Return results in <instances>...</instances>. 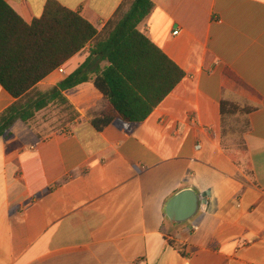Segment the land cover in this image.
Instances as JSON below:
<instances>
[{"label": "crops", "instance_id": "crops-1", "mask_svg": "<svg viewBox=\"0 0 264 264\" xmlns=\"http://www.w3.org/2000/svg\"><path fill=\"white\" fill-rule=\"evenodd\" d=\"M5 1L31 24L49 0ZM53 1L103 33L132 0ZM151 1L138 28L183 79L141 122L98 131L108 103L90 81L63 92L76 118L46 122L45 107L0 137V264H264V0ZM14 101L0 85V114ZM186 188L199 210L173 223Z\"/></svg>", "mask_w": 264, "mask_h": 264}, {"label": "trees", "instance_id": "trees-1", "mask_svg": "<svg viewBox=\"0 0 264 264\" xmlns=\"http://www.w3.org/2000/svg\"><path fill=\"white\" fill-rule=\"evenodd\" d=\"M153 9L151 0H132L128 12L102 33L79 12L53 0L31 24L0 0V85L15 99L0 114V137L17 121H31L50 103L73 111L63 92L90 81L108 103L92 120L98 131L116 118L145 120L185 75L138 28ZM87 45L90 54L73 73L46 93L35 91L40 81ZM94 62L107 65L92 68Z\"/></svg>", "mask_w": 264, "mask_h": 264}, {"label": "water", "instance_id": "water-1", "mask_svg": "<svg viewBox=\"0 0 264 264\" xmlns=\"http://www.w3.org/2000/svg\"><path fill=\"white\" fill-rule=\"evenodd\" d=\"M200 207L198 193L190 188L176 193L167 203L166 215L173 223H185L195 217Z\"/></svg>", "mask_w": 264, "mask_h": 264}, {"label": "rangeland", "instance_id": "rangeland-1", "mask_svg": "<svg viewBox=\"0 0 264 264\" xmlns=\"http://www.w3.org/2000/svg\"><path fill=\"white\" fill-rule=\"evenodd\" d=\"M76 112L66 110L63 106L59 105L58 103H50L46 109L44 110V115L41 116L46 122H53L52 124H58L60 122L66 123L71 121L72 119L76 118ZM63 125H60L58 128H62Z\"/></svg>", "mask_w": 264, "mask_h": 264}, {"label": "built area", "instance_id": "built-area-1", "mask_svg": "<svg viewBox=\"0 0 264 264\" xmlns=\"http://www.w3.org/2000/svg\"><path fill=\"white\" fill-rule=\"evenodd\" d=\"M174 34H178V31H175ZM57 70L60 72V74H65V69L63 65L59 66Z\"/></svg>", "mask_w": 264, "mask_h": 264}]
</instances>
